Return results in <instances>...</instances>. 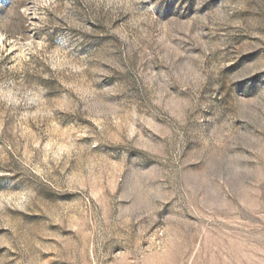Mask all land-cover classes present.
<instances>
[{
    "label": "rangeland",
    "instance_id": "obj_1",
    "mask_svg": "<svg viewBox=\"0 0 264 264\" xmlns=\"http://www.w3.org/2000/svg\"><path fill=\"white\" fill-rule=\"evenodd\" d=\"M0 264H264V0H0Z\"/></svg>",
    "mask_w": 264,
    "mask_h": 264
}]
</instances>
